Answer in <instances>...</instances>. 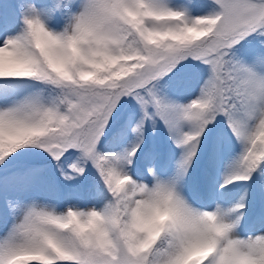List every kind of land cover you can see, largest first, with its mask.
Returning a JSON list of instances; mask_svg holds the SVG:
<instances>
[{"label": "snow or ice", "instance_id": "1", "mask_svg": "<svg viewBox=\"0 0 264 264\" xmlns=\"http://www.w3.org/2000/svg\"><path fill=\"white\" fill-rule=\"evenodd\" d=\"M0 264H264V0L0 3Z\"/></svg>", "mask_w": 264, "mask_h": 264}, {"label": "clouds", "instance_id": "2", "mask_svg": "<svg viewBox=\"0 0 264 264\" xmlns=\"http://www.w3.org/2000/svg\"><path fill=\"white\" fill-rule=\"evenodd\" d=\"M171 215V210L170 209H165L164 211H161L159 209H156L154 212H152L150 215L146 217L141 218V223L143 224H151L156 222L161 216H169ZM90 227L95 226V222L92 221L90 222Z\"/></svg>", "mask_w": 264, "mask_h": 264}, {"label": "rangeland", "instance_id": "3", "mask_svg": "<svg viewBox=\"0 0 264 264\" xmlns=\"http://www.w3.org/2000/svg\"><path fill=\"white\" fill-rule=\"evenodd\" d=\"M0 3L3 4V13L5 17L10 16L13 9V0H0ZM237 191H239V188H237Z\"/></svg>", "mask_w": 264, "mask_h": 264}]
</instances>
